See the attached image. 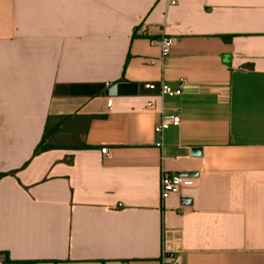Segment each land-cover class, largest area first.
Returning <instances> with one entry per match:
<instances>
[{
  "label": "crops",
  "instance_id": "0c3cea01",
  "mask_svg": "<svg viewBox=\"0 0 264 264\" xmlns=\"http://www.w3.org/2000/svg\"><path fill=\"white\" fill-rule=\"evenodd\" d=\"M176 1L0 0V264H264V0Z\"/></svg>",
  "mask_w": 264,
  "mask_h": 264
},
{
  "label": "built area",
  "instance_id": "2783aa9c",
  "mask_svg": "<svg viewBox=\"0 0 264 264\" xmlns=\"http://www.w3.org/2000/svg\"><path fill=\"white\" fill-rule=\"evenodd\" d=\"M170 2H171V4H176L177 1L176 0H170ZM174 42H175V39L171 36H164L159 40V43L161 45L162 52L164 55L169 53ZM145 86L147 88H153V87H156L157 84L152 83V82H147V83H145ZM159 88H160V92L164 93V94L174 95V94L179 92L178 89L173 88L168 82H161V84L159 85ZM112 102H113L112 97H109L108 98V105L111 106ZM180 121H181V116L178 113H176L171 118L163 119L158 125H156L155 131L161 132L165 128H167L169 125L179 124ZM101 151L104 154H108L109 149H108V147H103L101 149ZM182 184H183V177L182 176L176 175V174H171V173H168L165 171L162 172L161 181H160V194H161L162 203H164V201L167 198H169L172 194L177 193L180 190ZM163 257H164V259L168 258L167 251L165 249L163 251ZM179 260H180V257L176 256V257H174L173 262L178 264Z\"/></svg>",
  "mask_w": 264,
  "mask_h": 264
},
{
  "label": "trees",
  "instance_id": "16d2710c",
  "mask_svg": "<svg viewBox=\"0 0 264 264\" xmlns=\"http://www.w3.org/2000/svg\"><path fill=\"white\" fill-rule=\"evenodd\" d=\"M223 38L227 41H231L233 36L227 35V36H223ZM55 120H56V117H53V116L48 117L43 138L38 143V145L36 146L35 151H34V155L40 154L43 151H46V150L51 149V148H56L58 146V144L60 142L59 135L60 134L63 135L66 131V128L60 127V126L51 127L52 123H54ZM64 143H65V145H63V146H68V147H72V148H74V146L80 147V148L86 146L85 143L80 141V140L78 141V144H74V143L70 144L68 142H64ZM14 173H15V171L7 172V173H1L0 178L3 175L14 174Z\"/></svg>",
  "mask_w": 264,
  "mask_h": 264
},
{
  "label": "water",
  "instance_id": "95a60500",
  "mask_svg": "<svg viewBox=\"0 0 264 264\" xmlns=\"http://www.w3.org/2000/svg\"><path fill=\"white\" fill-rule=\"evenodd\" d=\"M194 153H200L201 152V148L200 147H196L193 149ZM178 175L180 176H188V175H192L193 172L192 171H184V172H177Z\"/></svg>",
  "mask_w": 264,
  "mask_h": 264
}]
</instances>
